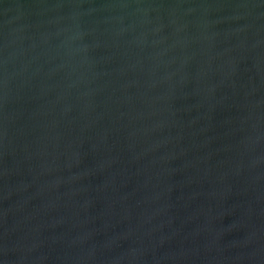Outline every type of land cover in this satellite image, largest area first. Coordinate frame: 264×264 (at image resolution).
I'll use <instances>...</instances> for the list:
<instances>
[{"label":"water","instance_id":"95a60500","mask_svg":"<svg viewBox=\"0 0 264 264\" xmlns=\"http://www.w3.org/2000/svg\"><path fill=\"white\" fill-rule=\"evenodd\" d=\"M0 264H264V0H0Z\"/></svg>","mask_w":264,"mask_h":264}]
</instances>
